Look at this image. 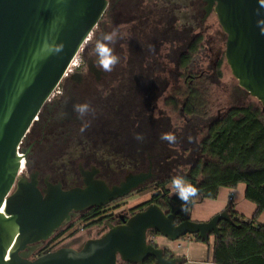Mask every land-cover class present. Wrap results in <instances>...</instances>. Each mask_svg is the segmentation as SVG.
<instances>
[{"label": "flooded vegetation", "instance_id": "1", "mask_svg": "<svg viewBox=\"0 0 264 264\" xmlns=\"http://www.w3.org/2000/svg\"><path fill=\"white\" fill-rule=\"evenodd\" d=\"M220 29L210 0H106L80 49L81 63L76 67L73 62L74 69L46 101L19 147L21 176L34 181L42 194L48 186L70 191L85 189L86 181H99L111 189L130 176L148 178L124 197L73 212L53 235L90 217H106L101 225L108 229V224L122 225L150 204L168 214L170 206L182 203L162 188L167 190L174 177L184 178L175 169L192 163L198 151L199 127L194 122L200 117L184 116V81L189 91L208 79L219 80ZM111 32L118 34L110 47L119 60L111 72H103L94 67L93 46L102 34ZM200 55L211 59V76L194 71L193 58ZM189 56L191 62L184 66ZM75 103H88L94 114L79 119L73 112ZM166 108L177 110L178 122L172 123ZM85 120L90 124L81 132ZM165 133L173 134L175 142L162 140ZM144 188L152 189L154 202L124 211L126 200ZM183 214L176 217V224L184 221ZM50 240L34 244L30 259L39 257Z\"/></svg>", "mask_w": 264, "mask_h": 264}, {"label": "water", "instance_id": "2", "mask_svg": "<svg viewBox=\"0 0 264 264\" xmlns=\"http://www.w3.org/2000/svg\"><path fill=\"white\" fill-rule=\"evenodd\" d=\"M210 3L226 35L224 57L232 76L264 112V0ZM105 7L106 0H0V264H144L149 257L179 264L171 250L148 242L149 231L170 243L194 235L208 242L219 237L220 222L231 223L226 209L206 222L188 218L176 224L188 203L170 206L168 214L150 204L122 225L108 224L106 233L79 249L62 247L30 259L34 244L51 238L73 212L124 197L148 178L130 176L111 189L99 181L70 191L48 186L42 194L21 176L17 150Z\"/></svg>", "mask_w": 264, "mask_h": 264}, {"label": "trees", "instance_id": "3", "mask_svg": "<svg viewBox=\"0 0 264 264\" xmlns=\"http://www.w3.org/2000/svg\"><path fill=\"white\" fill-rule=\"evenodd\" d=\"M191 59L190 56L185 58L184 66ZM198 96L197 90H189L184 115L198 116ZM197 149V159L189 163L192 166L184 177L186 183L194 185L199 195L210 200H215L222 188L235 189L243 184L245 200L255 206L251 219H246L230 206L227 208L231 223L222 221L218 225L220 233L214 241L213 264H264V224H257L264 213V112L253 106L230 108L208 125L207 135L199 142ZM162 189L168 195L169 190L165 187ZM175 199L179 200L176 195ZM151 202L154 201L143 206ZM192 204L193 198L188 202V207ZM182 217V220L189 218L187 210ZM105 218L99 220L90 217L83 222L89 226L101 225ZM71 230L68 228L67 231ZM63 233L52 238L38 256L54 251ZM74 234L75 231L68 235ZM149 234L159 236L154 231H149ZM192 237L197 242H203L197 235ZM144 264L157 263L149 257Z\"/></svg>", "mask_w": 264, "mask_h": 264}, {"label": "rangeland", "instance_id": "4", "mask_svg": "<svg viewBox=\"0 0 264 264\" xmlns=\"http://www.w3.org/2000/svg\"><path fill=\"white\" fill-rule=\"evenodd\" d=\"M215 32L217 27L214 28ZM222 33L221 41H220V50H221V59L220 66L217 70L216 77L219 79L217 82L213 83L212 80L203 81L200 87H196L195 90L198 91V99L200 102L199 105V114L200 117L197 121L194 122L195 125H198V135L197 142H201L202 139L207 135V127L212 123L215 119H219L224 115L230 108L234 107H246L253 106L262 111L261 104L253 97L248 95L242 88L239 87L237 80L232 76L231 70L226 63L224 53H225V42L226 36ZM81 50L76 56V67L81 63ZM209 57H205L200 55L199 57L193 58V68L196 67V72L200 73L202 71H207L208 75L211 76V71L208 69L210 66ZM207 75V76H208ZM188 87L184 81V103L188 98ZM161 108H163L160 105ZM169 113L170 119L172 123H176L179 120L177 110L173 111L171 108H166ZM185 116V115H184ZM204 121H202V119ZM205 125V126H203ZM197 132V131H196ZM197 155V154H196ZM188 155H185V159H188ZM197 157V156H196ZM195 158V156L193 157ZM192 158V159H193ZM197 159V158H196ZM192 164L181 165L178 169H175V174L184 175V177L188 174ZM22 170V169H21ZM167 189H169V197L172 198L175 194L172 191L171 184H167ZM244 189L245 186L240 184L235 191H231L227 188H222L219 191L218 197L215 200L205 199L201 195L193 198V204L187 208V216L190 220L196 222H204L208 217L211 211H218V209L228 208L230 205H234L236 211L245 217L246 219H250L255 206L245 200L244 198ZM152 189L144 188L142 191L134 194L126 200L125 206L123 208L124 211H128L129 209H133L141 204H146L151 200ZM123 210L121 212H123ZM257 224H264V213L258 219ZM74 228L71 231H67L68 226L65 228V234L61 239H58L56 243L55 250L62 248L63 246H72L74 249H79L82 245L89 239H96L101 237L104 233L108 231L107 228L102 225H86L84 222H74L72 224ZM88 226V227H87ZM75 231L73 236H69L71 232ZM63 232V231H62ZM56 235H53L50 239L54 238ZM147 240L150 243L155 244L157 247L162 248V242H166L160 236H154L152 234L147 235ZM181 240V239H180ZM180 240L172 243L173 246L180 243ZM48 243V242H47ZM117 264H123V262L118 261Z\"/></svg>", "mask_w": 264, "mask_h": 264}, {"label": "clouds", "instance_id": "5", "mask_svg": "<svg viewBox=\"0 0 264 264\" xmlns=\"http://www.w3.org/2000/svg\"><path fill=\"white\" fill-rule=\"evenodd\" d=\"M117 35L118 34L116 32L104 33L96 40L93 46V51L95 53L94 67L103 72H111L118 63L119 58L114 54L113 48L110 47V45H114L116 43ZM61 50L62 46H58L55 49L57 52ZM72 108L73 112L81 120H83V118L89 113L94 114V110L88 103H75ZM89 124L90 122L85 120L80 131H85ZM136 139H141V137L137 135ZM161 139L174 143L176 138L171 133H165L161 135ZM171 188L182 204H187L192 198L199 195V190L194 185L186 183L183 177L172 178Z\"/></svg>", "mask_w": 264, "mask_h": 264}, {"label": "crops", "instance_id": "6", "mask_svg": "<svg viewBox=\"0 0 264 264\" xmlns=\"http://www.w3.org/2000/svg\"><path fill=\"white\" fill-rule=\"evenodd\" d=\"M237 187L235 189H230V188H227V189H229L231 191H235L237 189ZM230 207H232L233 210L235 212H237L236 211L237 207L235 208L233 204L230 205ZM226 209L227 208H224V209L222 208V209H218V211H213V212L211 211V213H209V215H208V217H210V218L206 219L204 222L210 220L214 215H216V214H218V213H220ZM254 212H255V208H254ZM254 212H253V214H254ZM253 214H252V216H253ZM252 216H251V218H252ZM162 239H164V238H162ZM164 240L166 242L165 243L162 242L163 243V244H161L162 248H164L166 250H171L174 253V257L180 258L181 262L179 264H213L212 257H213L214 241H215V238L213 236H211L209 238L208 242H197V241H195V239L192 236H187V237L182 238L180 240V243L176 244L175 246H173L172 243L168 242L166 239H164Z\"/></svg>", "mask_w": 264, "mask_h": 264}, {"label": "built area", "instance_id": "7", "mask_svg": "<svg viewBox=\"0 0 264 264\" xmlns=\"http://www.w3.org/2000/svg\"><path fill=\"white\" fill-rule=\"evenodd\" d=\"M75 59H76V56H75L74 59L71 61L70 65L68 66V68H67V70H66V73H65L64 77L74 69V68L71 67V65H72L73 61H75ZM57 91H58V86L54 89V91L52 92L51 96L54 95ZM51 96H50V97H51ZM50 97H49V98H50ZM49 98H48V100H49ZM17 154H18V156H19L20 159H21V158H22V154H20V152H19V148H18V150H17ZM21 169H22V164H21Z\"/></svg>", "mask_w": 264, "mask_h": 264}, {"label": "bare ground", "instance_id": "8", "mask_svg": "<svg viewBox=\"0 0 264 264\" xmlns=\"http://www.w3.org/2000/svg\"><path fill=\"white\" fill-rule=\"evenodd\" d=\"M74 62V61H73ZM74 63H72L71 67L73 68ZM23 168V167H22ZM3 211V210H2Z\"/></svg>", "mask_w": 264, "mask_h": 264}]
</instances>
